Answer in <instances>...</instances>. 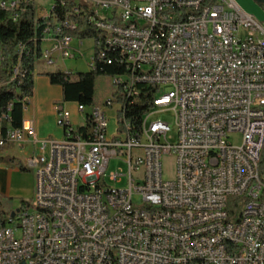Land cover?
Returning <instances> with one entry per match:
<instances>
[{
    "label": "built area",
    "instance_id": "1",
    "mask_svg": "<svg viewBox=\"0 0 264 264\" xmlns=\"http://www.w3.org/2000/svg\"><path fill=\"white\" fill-rule=\"evenodd\" d=\"M87 1L110 43L129 47L120 58L100 46L89 67L116 63L127 73L111 77L115 90L105 101L76 103L79 126L57 106L62 140L39 139L31 118L15 128L10 113L0 116V146L32 141L40 150L29 161L33 200L0 225V264L89 263L92 251H105L110 264H191L193 254L199 264H264V22L235 0ZM32 2L3 0L0 8L16 20ZM72 41L60 25L46 27L40 60L52 67L82 56ZM19 48L23 56L27 47ZM21 71L15 65L12 80ZM139 85L154 91L136 129L114 94L134 97ZM169 109L174 142L170 123L151 119ZM167 155L176 158L172 179L164 177ZM115 157L128 173L108 174ZM124 177L125 186H108ZM230 198H239L232 215ZM199 228L210 235L195 238Z\"/></svg>",
    "mask_w": 264,
    "mask_h": 264
},
{
    "label": "trees",
    "instance_id": "2",
    "mask_svg": "<svg viewBox=\"0 0 264 264\" xmlns=\"http://www.w3.org/2000/svg\"><path fill=\"white\" fill-rule=\"evenodd\" d=\"M3 0H0V5ZM264 7V3L258 0ZM14 10L0 8V116L10 113L12 127L22 125L24 114L23 100L34 93V77L38 62L42 57L43 31L46 27L60 25L63 34L73 39L94 40V56L99 48L104 53L120 55L126 58L118 48L107 47L103 31L92 22V7L87 0H62L54 3L50 14L43 18L37 17L34 2L25 5L18 19H14ZM20 45L27 47V52L22 56ZM15 65H22V71L17 78L12 80ZM125 67L114 64H99L95 69L89 68L87 72L72 76L64 71L47 72L53 84L61 85L64 101L80 103L91 106L95 103L96 81L100 76H115L126 74ZM141 93L128 97L122 89L114 94L117 101L121 102L126 112V117L139 128L141 117L150 107L153 89L139 85ZM10 108V111H9ZM17 165L22 171L29 169L21 162ZM260 171L264 173V155L260 164ZM239 198H230L228 211L232 215ZM8 219L0 211V225H5Z\"/></svg>",
    "mask_w": 264,
    "mask_h": 264
},
{
    "label": "crops",
    "instance_id": "3",
    "mask_svg": "<svg viewBox=\"0 0 264 264\" xmlns=\"http://www.w3.org/2000/svg\"><path fill=\"white\" fill-rule=\"evenodd\" d=\"M235 1L257 20L264 22V7L258 0ZM46 46L48 43H43V47ZM61 62L65 64V70L69 71L66 60H60L56 66L52 67L43 65V69L35 71L34 93L27 99V108L23 117L33 120L36 136L39 139L62 140L65 138V130L57 123V106L59 105H64L70 110L72 121L76 126L83 122V116L78 112L77 106L73 109L67 106L68 103L74 102L64 101L62 86L53 84L47 75V72L58 71ZM39 153L38 144L32 141L0 146V198L11 210H16L20 203L30 202L29 200L35 194L36 172L29 161ZM18 162L23 163L29 171H22L17 165ZM30 168H33L34 172H31Z\"/></svg>",
    "mask_w": 264,
    "mask_h": 264
},
{
    "label": "rangeland",
    "instance_id": "4",
    "mask_svg": "<svg viewBox=\"0 0 264 264\" xmlns=\"http://www.w3.org/2000/svg\"><path fill=\"white\" fill-rule=\"evenodd\" d=\"M55 3V0H34V4L36 7V15L37 17L43 18L46 15L50 14V11ZM104 34V32H102ZM80 40L74 39L72 41V46L81 49L83 51V55L80 56L77 54L76 58H68L66 60L67 68L69 69L68 73H71L72 76H76L78 73L81 72H87L89 71V59L93 56L94 52V40L93 39H85L82 40L83 44H80ZM43 65H45L44 60H40L37 64V69L41 70L43 69ZM58 70L64 71L65 70V64L62 62L59 64ZM115 90V86L113 84V80L109 76H100L97 78L96 81V96H95V102L101 103L105 101L107 98L111 97L113 95V92ZM67 106H69L71 109H73L76 104L75 103H68ZM151 119H160L164 120L168 123H170L171 131L169 132L170 140L174 142L176 140V122H175V112L172 109H169L164 112H159L157 114H154V116ZM109 129H113V126L111 125ZM236 144H239L241 142L240 136H234L233 139ZM163 164V172L164 177L166 179H172L175 176L176 173V158L174 155H167L162 160ZM123 173H128V164L125 160L120 158H112L110 165L108 167V174H111L112 172L119 171ZM30 171L34 172L33 168H30ZM127 183V178L124 177L123 181L121 183L115 184L113 181H108V186H125ZM34 196L29 200L32 201ZM138 203H140V199H136ZM23 203H20L16 210L20 209ZM11 210L9 206L5 203L3 199L0 198V211H3L5 213L6 219H9L11 217V214L13 211ZM239 215V210L231 217L232 221H236L237 217Z\"/></svg>",
    "mask_w": 264,
    "mask_h": 264
},
{
    "label": "bare ground",
    "instance_id": "5",
    "mask_svg": "<svg viewBox=\"0 0 264 264\" xmlns=\"http://www.w3.org/2000/svg\"><path fill=\"white\" fill-rule=\"evenodd\" d=\"M98 28H100L104 32L105 44L107 47L118 48L124 53V56L126 58H129V47L128 46H125L124 43H116V45L111 44L110 43V32L107 31V28H103V27H98ZM209 235H210V228H199L195 231V238H206V236H209ZM215 247H223V240H215ZM105 260H106L105 251H92L91 257H89V263H81V264H110V263H104ZM189 263L191 264L202 263L201 254H193L189 256Z\"/></svg>",
    "mask_w": 264,
    "mask_h": 264
},
{
    "label": "water",
    "instance_id": "6",
    "mask_svg": "<svg viewBox=\"0 0 264 264\" xmlns=\"http://www.w3.org/2000/svg\"><path fill=\"white\" fill-rule=\"evenodd\" d=\"M262 3H264V0H260ZM15 215V212H13L12 213V216H14Z\"/></svg>",
    "mask_w": 264,
    "mask_h": 264
}]
</instances>
